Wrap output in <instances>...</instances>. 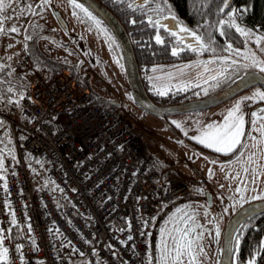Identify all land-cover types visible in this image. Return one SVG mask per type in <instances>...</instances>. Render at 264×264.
<instances>
[{"label":"built area","instance_id":"2783aa9c","mask_svg":"<svg viewBox=\"0 0 264 264\" xmlns=\"http://www.w3.org/2000/svg\"><path fill=\"white\" fill-rule=\"evenodd\" d=\"M92 93L62 69L31 82L21 119H10L16 156L0 180L6 264H149L156 215L190 192L191 182L154 167L123 111ZM42 174L47 184L36 182Z\"/></svg>","mask_w":264,"mask_h":264},{"label":"rangeland","instance_id":"374dc122","mask_svg":"<svg viewBox=\"0 0 264 264\" xmlns=\"http://www.w3.org/2000/svg\"><path fill=\"white\" fill-rule=\"evenodd\" d=\"M6 4L8 6L5 11L0 13V17H10L4 21L5 32L0 34V66H3L2 70H0V121L3 122L0 125V138H7V141H9L10 134L8 130L11 127V123L7 115H11L15 119L18 117L15 112L11 113L8 107L15 106L19 108L22 105L20 94H25L31 81L43 77L49 79L62 69H69L74 75L82 76L84 80L89 81L90 87L101 103L117 106L130 118L132 126L143 132L146 138L147 151L154 158L153 162L158 170L171 171L201 184V188L211 189L216 193L215 198L223 204V209L215 205H208L204 201L201 189H199L192 196L180 197L160 208L157 215L158 219H155V227L149 236V243H151L152 247L150 255L153 258L152 264H156L159 257L161 229L167 228L171 230L176 226L184 227L185 225L181 221L188 219V217H194L195 220V225H192L191 220H189V225L196 226V231L190 235L195 237L198 233H203V239L198 242L204 248V253H198L199 264H220L224 227L229 217L239 207L240 202L243 201L242 189L245 195H252V192L254 193L253 186L251 187V180L247 179L242 184V189L240 188V182L238 181L237 184L229 174L230 171H235L236 166H233L234 164L220 168L213 166L208 161L206 162V157L201 152L193 150L184 139L180 138L174 129V127H177L173 123V121H177L181 124V128L176 130L182 135H185V132L193 136L198 135V130L207 124H218L220 120L217 117L218 114L215 115L216 110L212 111L215 107L160 117L145 114L129 101L125 91V88H127L126 82L121 76L119 63L113 54L106 52V57H104L101 54L102 52H98L100 49L95 48V44L90 43L97 51L101 62L99 61L95 65H81V63L78 64L79 53L74 51L72 47L69 48L63 45L64 39L70 41V38L67 36L63 37L59 29H56L57 23L51 10V4L58 6L66 14V10L68 12L72 10L68 8L70 6L68 2L65 0H50L49 4L42 5V0H6ZM29 5H31V8L28 7ZM240 9L239 7L233 8L228 12L235 10L237 24L241 28L250 31L253 34L251 37L242 36L240 33L242 38L237 39H233L230 33L226 36H221V30L225 32V30L229 31L230 29L226 25L222 26L219 23L217 24L218 27L215 28L216 31H214L213 26L209 28V36L212 34L211 41L217 46L223 45L224 53L218 57H228L227 61H223L224 65H231L232 60L237 61V65H232L236 67L250 64V60H245L244 55L252 53L255 54L258 60L264 61V51L261 50L264 48V40L259 45L255 42L256 36H264V30L244 23L240 17L242 13ZM227 13L219 20L227 21ZM70 16L77 26L80 27L79 23L81 22L82 26L83 24L87 26L88 23L81 19L80 15H76L77 18L71 14ZM13 26L18 28L19 31L11 32L10 29ZM36 26L43 28H36ZM86 26L83 27L84 32L94 42H97V36L92 31L93 29L90 30ZM71 29L76 28L71 26ZM26 37L31 38L26 39ZM228 43L232 44L233 49H238L239 54L224 51ZM24 55L28 57L26 61H23ZM218 57L216 59L220 60ZM212 60L214 59H209L208 61ZM24 63L25 66L21 65ZM169 65L165 66L164 64L156 63L147 71L145 70L146 72L143 71L148 79L146 83L151 90H156V88L164 90L167 88L168 94L179 89L198 85L202 94L205 93V89H207V92L209 91V85L213 81L208 83L206 78L183 81L168 79L170 72L175 70L172 68L175 65ZM19 67L23 72L22 75L16 72ZM29 72L31 73L28 75L27 73ZM9 87L13 88L12 92L7 91ZM250 91H254V89ZM10 100L12 101L11 103H9ZM16 101H19V103H16ZM181 141L182 143H180ZM212 168L213 171L210 175L209 169L212 170ZM42 176L40 184H45L47 178L43 174ZM237 188H240L241 191L237 192ZM217 227L220 231L219 237H216ZM0 235L5 237L3 246L8 248L7 237L3 232ZM170 243L171 241L169 240ZM185 264H187V257H185Z\"/></svg>","mask_w":264,"mask_h":264},{"label":"flooded vegetation","instance_id":"af4514ba","mask_svg":"<svg viewBox=\"0 0 264 264\" xmlns=\"http://www.w3.org/2000/svg\"><path fill=\"white\" fill-rule=\"evenodd\" d=\"M136 1L137 0H130L131 4L134 5V7H137L141 10V13L144 16L143 19L148 22V24L151 27L150 29H153L151 30V32H153V38H155L157 34V27L149 23V17H151L153 21L160 20L161 25H167L169 29L172 28V31H176L179 37L184 38L183 43H180L178 40V37H173L170 34V32L165 31L163 27H160L159 29V34L161 35L162 39H164L165 41L164 44H158L160 49H163V50L171 49L172 50L173 48H177V49L184 48V51H181L178 56L173 57V58L169 57L168 60L157 63V64H164L165 66H170L169 64L175 65V66H172V68L175 70L170 72L171 74L168 77V79L183 81V80H192L196 78L198 79L206 78L208 83L213 81L209 85V88H208L209 91L207 92V94L205 93L202 94L198 86L188 87L185 89H179L177 91L166 94L167 98L163 99L164 101H168L167 99H172L176 97H180L181 99V97H187L190 95L193 96L194 98L211 95L219 90H222L226 86H228V84H230L233 80H235L236 76L241 75L242 73L246 71L257 69L253 67H248L245 69L239 66L236 67V66L224 65L223 61L216 59L219 56L218 54L216 55L210 54L209 51L193 52L189 50L186 47V45L188 43L195 44V41H192V37L188 36L186 33L179 32V27H177L175 20L172 18L173 15L180 19L179 25L184 26L188 28L189 30L195 31L198 35H201L202 37H203L202 34H204L203 30L201 28L193 26L190 22H188L186 18H184L180 14L176 16L174 14L175 12L173 11L174 10L173 5L171 4L169 0H148L147 3L143 2L141 4L137 3ZM157 6H159L160 8H163L164 11L162 13L159 12L157 9ZM165 17L167 18L165 19ZM56 23H57L56 25L57 28L56 27L55 28L59 29L61 35L63 37H66L67 35L70 38V41L64 39L63 45L72 47L73 50H76L79 53L78 64L81 63V65H87V64L95 65L96 63H99L101 59L99 58V55H97L96 51L92 49L91 45L88 44L86 46L85 43L82 41L83 39L84 41H86L87 39L86 35L82 36L74 32H73L74 34H71V35L66 34L65 32H63L64 30L59 25L57 20H56ZM36 27H40V26H36ZM40 28H43V27H40ZM209 59H214L212 61H215V62L209 63L207 65L202 63V62L208 61ZM186 65H190V67H186ZM206 68L207 70H205ZM232 68L239 70V73L235 74V76L232 77L230 81H228V83L226 84L223 78L226 76L229 77L230 70ZM140 70H141L143 80L145 84L147 85L146 82L148 79L145 77V74L143 73V71L146 72L145 68L140 67ZM215 75H216V79L213 80L212 77H214ZM147 88H148L149 94L152 97L154 95H152V93L150 92L157 93L156 90L154 91L151 90L148 87V85H147ZM251 89H254V91H250ZM257 90L264 91V86L263 85L250 86L246 88L244 91L239 92L237 95L233 96L232 98L216 106H213L215 108H213L212 111L214 112L216 110L215 115L218 114L217 117H219L220 119L218 123L223 122L224 115L226 114V112L229 109H231L233 105L238 101H242V104H241L242 112L245 115L246 121L250 122L252 119L251 117L252 112L259 113L260 109H264V100H260L258 97H255L254 95ZM154 97H157V99H160V100L162 99V96H154ZM245 97H253V99L244 100L243 98ZM251 127L252 126L250 123L246 124V129H245L246 133L251 131ZM252 135H257V133L252 132ZM192 136H193L192 134L187 133L184 140L187 142V145L190 146L193 150H196V151L198 150L199 152H201L206 157V160L208 161V163H211L210 161L215 160L216 161L215 164L211 163L215 167L222 168L224 166L231 165V164H234L233 166H236L235 171L234 172L230 171L229 174L234 178L237 184H238V181L240 182V185H239L240 188L242 187V184L245 183L247 179L251 180V187L253 186L254 193L252 192V195H245L244 190L241 188L243 191L242 193L243 201L240 202V205L236 209V211L240 209L242 206H244L245 204L251 201L257 200V199H252V197L264 196V155H262V149H264V145H260L257 142L258 146L253 149L251 145L254 143V141L249 139L248 136L246 135L243 139H244V143L248 145L247 148H240L238 149L237 152L231 153L229 155H224L222 153H216L211 149L203 147L202 145L198 144L195 140L191 139ZM248 148L250 151L248 150ZM240 151L244 152V156L240 158L242 162L246 161L248 155L254 152L256 154L255 158L257 160V164L259 165V167H257V164L249 165L245 163L242 166V163H238L237 157L239 156ZM243 167H249L250 168L249 172L245 173L243 171ZM253 167H257V174L255 176L251 172V168ZM212 171H213V168H212ZM206 190H210L212 192V194L214 195V201L217 202L216 204L217 207L222 208L223 204L215 198L216 193L212 191L211 189L203 187L201 191L203 196L204 197L206 196ZM219 212H222V211H219ZM232 215L229 217V219L232 217ZM259 215L260 214H256L246 219L243 222V224L240 226L238 233L236 235V238H235V242H236L235 252H234L235 257L243 259V260L248 259V261L254 259L255 264H258L259 261L264 258V232L263 230L260 229V218L258 217ZM251 236H254L255 238V240L253 241H256L257 236L260 237L259 242L253 243L252 245L253 247H249L247 245L251 241ZM248 261L246 263H248ZM246 263L243 262L242 264H246ZM237 264H241V263L238 262Z\"/></svg>","mask_w":264,"mask_h":264},{"label":"snow or ice","instance_id":"6c2138e0","mask_svg":"<svg viewBox=\"0 0 264 264\" xmlns=\"http://www.w3.org/2000/svg\"><path fill=\"white\" fill-rule=\"evenodd\" d=\"M145 3L148 2V0H144ZM50 0H42L43 4H49ZM69 3L74 6V8L80 9L81 12L84 13V15L91 21L95 23L97 27L100 26V21L96 19L92 15L89 10L84 7L83 4L78 3L77 0H69ZM41 5V6H42ZM8 5L6 4V0H0V13H3ZM31 8V5L28 6ZM131 7V5H129ZM224 7L227 8V0H225ZM157 9L159 12H163L164 9L157 6ZM223 12V9H221ZM235 10L230 11L227 13L228 20H220L218 23L222 26H227L228 28H234L236 32L240 33L242 36L245 37H251L253 34L245 30L244 28H241L239 24H237L235 19ZM73 15L75 16L76 13L73 12ZM10 17H0V34H3L5 32V29L3 27L4 21L6 19H9ZM167 17H165L166 19ZM175 19V16L172 17ZM132 23H135V21H132ZM149 23L153 24L157 27V34L155 36V42L157 44H164L165 41L162 39L161 35L159 34L160 27H163L165 31H169L170 34L173 37H178V40L180 43H183L184 38L179 37L178 33L176 31H172L168 28L167 25H161L160 20L153 21L151 17H149ZM177 27H179V32L186 33L188 36L192 37L195 41V44L188 43L186 47L193 51V52H200V51H211L213 53L216 52V49L211 47L209 43H205L204 38L201 35H198L195 31L189 30L188 28L177 24ZM11 32H18L19 29L16 27H12L10 29ZM221 36L226 35V33L221 30L220 32ZM31 37H26V39H30ZM111 39V37H109ZM264 40V36H256L255 42L257 45L261 43V41ZM264 51V48L261 49ZM181 51H184V48H173L171 54L173 56H178ZM224 51L229 52H236L239 54L238 49H233L232 44L228 43L224 49ZM221 61H227L228 57H218ZM245 60H250V64H244L239 65V67L248 68H258L261 73H264V61L258 60L254 53L252 54H245L244 55ZM215 61H205L202 62L205 65L209 63H213ZM237 65L236 60L231 61V65ZM186 67H190V65H186ZM3 66H0V70H2ZM207 70V68L205 69ZM155 71V69H153ZM159 79V77H157ZM213 80L216 79V77H212ZM198 86V85H197ZM216 86V85H214ZM155 87V85H154ZM8 92H12L13 88L9 87L7 89ZM158 95H166L168 89L165 88L164 90H161L159 88H156ZM205 94H207V89L204 90ZM255 97H258L260 100H264V91L257 90L254 94ZM20 98L23 99V93L20 94ZM244 100H250L253 99V97H245ZM12 101L10 100L9 103ZM16 103H19V101H16ZM242 101L236 102L231 109H229L226 114L224 115V119L222 123H209L203 128L199 129L198 135L192 136L191 139L195 140L198 144L202 145L205 148L211 149L216 153H222L224 155H229L231 153L237 152L240 148H247L248 145L244 143V137L247 135L249 139L254 141V143L251 145V147L254 149L258 146V143L260 145H264V109H260L259 113L252 112L251 113V121H246L245 115L242 112L241 109ZM2 121H0V125H2ZM173 123L176 125L177 128H181V124L177 121H173ZM251 124V131L246 133V124ZM252 132L257 133V135H252ZM185 135H187V132H185ZM258 142V143H257ZM182 143V141L180 142ZM262 155H264V149H262ZM244 156V152L240 151L239 156L237 157V162L243 164H257V160L255 158L256 154L253 152L250 155H248L246 161H241L240 158ZM211 163L215 164L216 161H210ZM257 167L259 165L257 164ZM257 167L251 168V172L255 176L257 174ZM4 170V159L2 156H0V171ZM250 170L249 167H243V171L245 173H248ZM209 174H212V170L209 169ZM3 175H0V180H3ZM254 182V181H253ZM4 190L7 191V184H4ZM237 192H240L241 189L237 188ZM243 199V198H242ZM252 199H260L264 200V196H254ZM13 219L12 224H15V214L13 213ZM189 220L192 221V225H195L194 217H188V219L182 220L181 223H183L184 227L176 226L175 228L169 230L167 228L161 229V242L159 246V257L156 262V264H185V257H187V264H199L198 261V253H204V248L202 245H200L198 242L203 239V233H198L195 237L191 236V233H194L196 231V226H190ZM10 231V229H9ZM3 232V229H0V233ZM220 231L219 228H216V237H219ZM167 237V238H166ZM4 239L5 237L3 235H0V264H6L7 258H8V252L9 249L7 247H4ZM129 240L132 239L131 236L128 237ZM169 240L171 243L169 244ZM20 246H17V250L19 251ZM152 257L149 256V264H152ZM248 264H255V260H249Z\"/></svg>","mask_w":264,"mask_h":264},{"label":"water","instance_id":"95a60500","mask_svg":"<svg viewBox=\"0 0 264 264\" xmlns=\"http://www.w3.org/2000/svg\"><path fill=\"white\" fill-rule=\"evenodd\" d=\"M77 2L83 4L100 21L98 28L102 34L107 35L108 38L111 37L110 40L116 48V57L121 76L126 82L127 88H125V91L137 108L146 114L160 117L211 108L232 98L252 85L260 84L264 86V73L250 70L243 73L222 90L211 95L196 98L192 101L161 104L150 96L145 86L134 45L122 21L99 0H77ZM136 2L141 4L144 0H137ZM51 10L64 32L69 35L74 34L70 20L63 10L53 4H51ZM174 20L176 24L180 23L178 17H175ZM192 41H194L193 38ZM206 197L209 204H212V192L210 190H206ZM259 213H264V200L260 199L245 204L232 215L224 231L220 264H233L235 238L240 226L246 219Z\"/></svg>","mask_w":264,"mask_h":264},{"label":"trees","instance_id":"16d2710c","mask_svg":"<svg viewBox=\"0 0 264 264\" xmlns=\"http://www.w3.org/2000/svg\"><path fill=\"white\" fill-rule=\"evenodd\" d=\"M65 1L68 2V4L70 5L68 8L72 9L68 12L63 7L66 10L67 17L70 19L71 26L76 28L73 29L72 32L78 33L82 36L86 35V38L89 39V43L95 44V48L100 49L99 51L102 52L101 54L104 57H106V52H108V54H113L117 59L116 48L112 44L108 36L103 35L101 30L94 24L93 21L89 20L83 12H81L78 8H74V6L71 5L68 0ZM99 1H101L105 6H107L111 11H113L125 25L126 29L130 34L136 52L137 60L141 68H145V70L147 71V69H149L154 64L168 60L165 59V57H169L171 51H169L168 49H160L159 45L153 40V32H151V30L153 29H150L151 27L148 22L143 19L144 16L141 13V10L137 7H134V5L131 4L130 0ZM169 1L173 5V8L178 12V14L186 18L188 22H190L193 26L201 28L203 30V33L205 34L202 35H204L206 39L213 44L215 43L211 41L212 34H210L209 36V28L213 26L214 31H216L215 28L218 27L217 24L220 21L219 19H221L222 16H225L226 13L233 8H241L240 10H242V13L240 17L244 23L249 24L251 27H259L264 30V0H227V8L224 7L225 0ZM129 5H131V7H129ZM221 9H223V12L221 11ZM73 12H75L76 15H80L81 19L88 23L87 26L86 24H83L82 26V22L79 23L81 28L77 26L73 22L72 17L70 16V14L74 16ZM132 21H135V23H132ZM84 26H86L90 30L93 29L92 31L97 36V42H94L93 39L87 36L83 29ZM229 29V31L225 30L226 35L230 33L233 36V39L242 38V36L237 33L235 29ZM220 48L223 49L222 44H220ZM30 73L31 72L27 74L29 75ZM20 74L22 75L23 72ZM80 80L84 84L90 86L89 81L84 80L82 76L80 77ZM26 93L27 91L23 95V99L25 98ZM92 94L94 95L95 99L99 101L95 93L93 92ZM166 98V95L162 96V99ZM177 98L178 97H176L175 99ZM23 99L21 100V103L23 102ZM258 217L260 218V229L264 232V213L260 214ZM259 238L260 237L257 236L256 241H253L255 240V238L254 236H251V241L247 245L249 247H253L252 245L254 242H259ZM247 261L248 259L243 260L240 258H235V262L237 263L239 262L242 264L243 262L246 263ZM258 264H264V258L261 259Z\"/></svg>","mask_w":264,"mask_h":264},{"label":"bare ground","instance_id":"6f19581e","mask_svg":"<svg viewBox=\"0 0 264 264\" xmlns=\"http://www.w3.org/2000/svg\"><path fill=\"white\" fill-rule=\"evenodd\" d=\"M101 2V1H100ZM102 3V2H101ZM175 13V15L176 16H178V12L174 9L173 10ZM125 26V25H124ZM170 30H172V28H170ZM128 31V30H127ZM129 33V32H128ZM130 35V34H129ZM131 38V37H130ZM203 38H204V41H205V43H209L210 45H211V47H213V48H215L216 49V52L215 53H213V52H211V51H209V53L210 54H214V55H216V54H218V55H220V54H222V53H224L223 52V49L222 48H220V46H217L216 44H213V43H210L207 39H206V37L203 35ZM153 40H154V38H153ZM84 43H85V45L87 46L88 44L90 45V43H89V39H86V41H84V39L82 40ZM92 47V46H91ZM70 48V47H69ZM92 49H94L93 47H92ZM95 50V49H94ZM169 51H171L172 52V50L171 49H168ZM74 51H76V50H74ZM98 52H100V51H98ZM96 53H97V51H96ZM170 58H173V57H176V56H172V54L170 53V56H169ZM169 57H165V59H169ZM256 71H259V69L257 68V69H255ZM260 72V71H259ZM237 73H239V70H237V69H234V68H232L231 70H230V75H229V77L228 76H226V77H224L223 78V80L226 82V84L228 83V81H230V79L232 78V77H234L235 76V74H237ZM245 73V72H244ZM243 74V73H242ZM241 74V75H242ZM241 75H238V76H236L235 77V79H237L238 77H240ZM40 79H45L44 77L43 78H40ZM40 79H38V80H40ZM37 80V81H38ZM234 81V80H233ZM232 81V82H233ZM231 82V83H232ZM230 83V84H231ZM229 85V84H228ZM256 85H260V84H255V86ZM145 86H146V84H145ZM252 86H254V85H252ZM146 88H147V86H146ZM147 90H148V88H147ZM154 91V90H153ZM150 93H152V95H154V96H161V95H158L156 92H150ZM151 96V95H150ZM152 97L155 101H157V102H159V103H161V104H171V103H178V102H185V101H192V100H195L196 98H194L193 96H187V97H181V99H180V97H178L177 99H175V98H172V99H167L168 101H164L163 99L162 100H160V99H157V97ZM167 96V95H166ZM202 97H205V96H202ZM198 98H201V97H198ZM25 99V98H24ZM24 99H23V101H24ZM22 105H23V102L21 103ZM22 105H21V111H22ZM205 109H208V108H204V109H201V110H205ZM192 111H200V110H192ZM186 112H188V111H186ZM190 112V111H189ZM128 118V117H127ZM128 122L132 125V122L130 121V118H128ZM175 129V131L178 133V135L180 136V138H182V139H184L186 136L185 135H182L181 133H179L177 130H179V129H177V128H174ZM177 129V130H176ZM199 155V154H198ZM200 156V155H199ZM201 158V157H200ZM206 162H207V160H206ZM154 167H155V163H154ZM156 168V167H155ZM157 169V168H156ZM158 170V169H157ZM235 170V169H234ZM159 172H161V173H165V176L167 177V178H169V179H174V178H176V177H178V176H180V177H182L181 175H178V174H176V173H172L171 171H162V170H158ZM42 177L43 176H40V177H38V178H36V182L38 183V184H40V181H41V179H42ZM182 178H184V177H182ZM184 179H186V178H184ZM186 180H188L189 182H191L192 183V188H191V190H190V192L189 193H187L186 195L187 196H192L197 190H199V189H201V191H202V188L200 187V186H202L201 184H198L197 182H194L193 180H189V179H186ZM45 183L47 184L48 183V180H46L45 181ZM35 184V183H34ZM41 185H44V184H41ZM204 199H206L205 201H207L206 203L208 204V205H211V206H217L216 204H217V202H215L214 201V195L212 194V204H209V201H208V199H207V197L205 196L204 197ZM257 200H259V199H257ZM214 202H215V204H214ZM169 204V203H168ZM163 207V206H162ZM161 207V208H162ZM259 214H261V213H259ZM168 215V214H167ZM252 217V216H251ZM230 220V219H229ZM229 220L227 221V223H226V225H225V227L227 226V224H228V222H229ZM225 227H224V230H223V235H222V244H223V236H224V231H225ZM235 246H236V242H235V245H234V249H235ZM151 251H152V249L151 248H149V256L151 255Z\"/></svg>","mask_w":264,"mask_h":264},{"label":"crops","instance_id":"0c3cea01","mask_svg":"<svg viewBox=\"0 0 264 264\" xmlns=\"http://www.w3.org/2000/svg\"><path fill=\"white\" fill-rule=\"evenodd\" d=\"M8 108H9V111L11 113L12 112H15V114L18 117L16 119H21V106L19 108L15 107V106H12L11 108L8 107ZM9 116H11V115H9ZM8 132L10 134V138L8 137L9 138V141H7V138L6 139H1L0 138V156L3 157L4 163H5V161H6L7 158H9V157H15L16 156L12 127L9 128ZM4 167H5V164H4ZM4 170L3 171H0V175H2L4 173Z\"/></svg>","mask_w":264,"mask_h":264}]
</instances>
